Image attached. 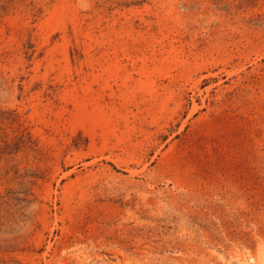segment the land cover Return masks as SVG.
<instances>
[{"label": "rangeland", "instance_id": "rangeland-1", "mask_svg": "<svg viewBox=\"0 0 264 264\" xmlns=\"http://www.w3.org/2000/svg\"><path fill=\"white\" fill-rule=\"evenodd\" d=\"M0 264H264V0H0Z\"/></svg>", "mask_w": 264, "mask_h": 264}]
</instances>
